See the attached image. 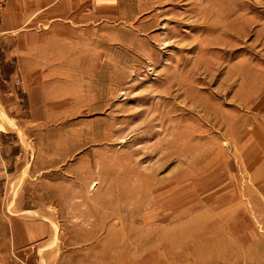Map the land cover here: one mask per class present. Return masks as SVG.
<instances>
[{
    "label": "rangeland",
    "instance_id": "obj_1",
    "mask_svg": "<svg viewBox=\"0 0 264 264\" xmlns=\"http://www.w3.org/2000/svg\"><path fill=\"white\" fill-rule=\"evenodd\" d=\"M133 1L2 127L0 264L264 263V0Z\"/></svg>",
    "mask_w": 264,
    "mask_h": 264
},
{
    "label": "crops",
    "instance_id": "obj_2",
    "mask_svg": "<svg viewBox=\"0 0 264 264\" xmlns=\"http://www.w3.org/2000/svg\"><path fill=\"white\" fill-rule=\"evenodd\" d=\"M134 6L137 4L133 0H7L0 21L3 61L17 66L20 77L25 80L23 86L26 87L23 89L22 86V89L26 95L11 87L14 86L11 76L7 80L0 79V83L5 84L0 89V135L1 132L6 134L3 126L10 130L19 128L14 118L19 115L17 105L22 103V96L34 106V112L43 110L37 109V104H43L41 79L47 76L42 69L44 63L67 60L66 46L91 40L92 27L98 26V31L102 26L105 28L106 12L115 10L120 14V10ZM31 95H39L40 98L34 101ZM51 99L44 96L46 102ZM256 148L259 154L251 169L258 167L253 177L264 182V157L260 158L264 141L258 143ZM3 161L0 154V163ZM5 175L6 169L0 172V177ZM263 212L258 216L259 224L264 228ZM32 224L17 219L15 230H18V239H24L30 233L27 227ZM258 242L264 245L263 235L259 236Z\"/></svg>",
    "mask_w": 264,
    "mask_h": 264
},
{
    "label": "built area",
    "instance_id": "obj_3",
    "mask_svg": "<svg viewBox=\"0 0 264 264\" xmlns=\"http://www.w3.org/2000/svg\"><path fill=\"white\" fill-rule=\"evenodd\" d=\"M4 2H5V0H0V10H1L2 7L4 6Z\"/></svg>",
    "mask_w": 264,
    "mask_h": 264
},
{
    "label": "bare ground",
    "instance_id": "obj_4",
    "mask_svg": "<svg viewBox=\"0 0 264 264\" xmlns=\"http://www.w3.org/2000/svg\"><path fill=\"white\" fill-rule=\"evenodd\" d=\"M179 149H182V147H180ZM177 150V154L180 152V150ZM186 148H184V149H182L183 150V152L185 153L186 152V150H185ZM182 150H181V152H182ZM186 155V154H185ZM142 191V190H141Z\"/></svg>",
    "mask_w": 264,
    "mask_h": 264
}]
</instances>
